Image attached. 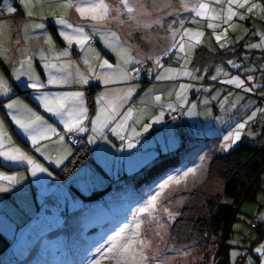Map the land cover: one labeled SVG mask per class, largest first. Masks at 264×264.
I'll return each mask as SVG.
<instances>
[{"label": "rangeland", "instance_id": "obj_1", "mask_svg": "<svg viewBox=\"0 0 264 264\" xmlns=\"http://www.w3.org/2000/svg\"><path fill=\"white\" fill-rule=\"evenodd\" d=\"M98 2L71 0L73 6L68 7L69 0H3L0 6V79L9 89L7 95H0V102L15 133L31 147L27 150L18 144L0 111V151L18 152L33 161L10 162L0 157V176L16 178L14 183L0 179V189H6L0 191V232L10 242L0 264H117V256L108 249L122 228L125 232L117 238L116 249L130 244L124 253L130 257L128 264H197L198 246L188 251L168 243L170 227L185 200L176 192L193 188L200 174L206 179L211 149L227 153L243 138L255 143L262 134L264 0H128L131 13L121 0H105L109 19L102 23L91 20L90 13L81 16L76 11ZM62 19L71 27L62 25ZM77 28L89 36L83 47L75 40L69 44L61 34L75 37L80 35ZM120 30L134 41L129 45L133 50L119 46L125 38ZM141 40L149 43L142 46ZM199 47L239 53L217 66L206 80L192 67ZM114 48L122 50L123 59ZM78 52L82 60L76 58ZM128 57L133 62L125 64ZM105 59L111 69L100 67ZM2 64L19 88L29 91L34 105L16 94ZM237 78L244 82L242 87L227 82ZM166 81L176 82L169 89L163 85ZM31 83L42 87L33 89L28 86ZM181 85H189L183 94ZM92 86L101 87L93 116L85 94ZM154 86H159L156 95ZM75 93L82 94L81 100L65 101L63 116L48 111L40 99L49 97L48 107L55 108L57 98ZM120 97L124 103L119 115L112 117L106 102ZM13 102L17 107L8 109ZM74 105L84 110L82 132L65 127L77 115L67 112ZM173 113H181V118L172 119ZM13 116L25 124L42 119L25 132ZM105 121L102 131L93 130ZM69 135L77 137L78 143L69 141ZM33 136L38 143H33ZM226 136L232 140L224 150ZM83 145L91 149L92 161L61 180L54 171L62 170L74 156V147ZM37 168L47 171L33 174ZM158 172L163 173L152 180ZM175 179L180 183L169 184ZM161 184L169 186L158 197L156 208L141 213ZM95 192H101L98 198H83ZM168 213L173 214L171 218ZM257 223H262L261 231ZM228 244L230 264H264V255L257 252L264 247V171L255 200L241 204Z\"/></svg>", "mask_w": 264, "mask_h": 264}, {"label": "trees", "instance_id": "obj_2", "mask_svg": "<svg viewBox=\"0 0 264 264\" xmlns=\"http://www.w3.org/2000/svg\"><path fill=\"white\" fill-rule=\"evenodd\" d=\"M2 3L3 0H0V6ZM18 17L20 16L17 15V19ZM52 30L58 39V33L54 26ZM238 53L237 49L212 52L205 47H199L193 57L192 67L199 70L200 75H206L207 80L213 75L217 66L236 59ZM3 67L16 94L33 104L28 97L29 91L19 88L8 68L5 65ZM261 79L264 89V73ZM98 89V87H92L86 93L87 104L91 109L92 116L96 111L95 97ZM0 111L7 126L11 128L14 139L18 141V144L20 143L27 150H30L31 147L15 133L13 124L2 110L1 102ZM256 140L253 143L252 139L243 138L239 145L223 154L218 153L217 149H211L208 153L209 162L206 179L200 174V181L193 188L181 192H179L181 190L179 188L176 192L184 195L185 200L170 227L168 243L171 246L184 247L188 251H190L189 247L198 246V252H194L198 256L199 263L197 264H230L228 238L233 231V223L237 220L242 202L244 200L254 201L257 193L261 190V175L264 171V127L262 134ZM214 144L217 148L218 140H215ZM91 153L92 151L88 149L87 145L74 147V156L62 170L54 171V173L61 180H64L83 164L92 161ZM152 169L150 168L149 171ZM162 173L154 174L151 177L152 180ZM212 179L217 182L212 183ZM100 194L101 192H95L92 196H83V198L87 200L98 198ZM226 198L229 200H225ZM262 226V223H257L256 228L261 231ZM9 248V240L0 232V256Z\"/></svg>", "mask_w": 264, "mask_h": 264}, {"label": "snow or ice", "instance_id": "obj_3", "mask_svg": "<svg viewBox=\"0 0 264 264\" xmlns=\"http://www.w3.org/2000/svg\"><path fill=\"white\" fill-rule=\"evenodd\" d=\"M121 2L123 3V6L125 8H127V11L129 13H131L133 11V8L128 5V0H121ZM231 2H236V0H231ZM25 3H27V0H25ZM67 6L68 7H72L73 6L71 4V0H69V3H68ZM240 6H243V5H240ZM200 7L203 8V7H206V6L205 5H200ZM8 11L9 12H14L15 9L9 8ZM76 11H78L81 14V16H85L86 13H90L91 14V16H90L91 20L97 21L98 23H102V22H104V21L109 19V5L105 3V0H99L98 3H91L88 8L77 7ZM229 11H230V9H229ZM230 18H231V16H229V19ZM130 19H135V17H130ZM241 19H243V17H241ZM60 23L62 25H64L65 27H71V25L65 24V21L63 19L60 20ZM209 27H212V25H209ZM75 31L77 33H80V35L72 37V36H69L66 33H61V34L64 36L65 40H68L69 44H71L73 42V40H75V42L77 44H79V45H81V47H83L85 44L88 43L89 36L83 33V29L82 28H77V29H75ZM216 39L219 41L221 39V37L217 36ZM221 46L223 47V45H221ZM110 47H111V45H110ZM113 50L117 52V55H121L122 56V50L121 49L114 48ZM179 50L181 52L184 51L183 46H181ZM122 59H123V56H122ZM124 62L126 64V63L133 62V61H132L131 57H128L127 59H125ZM156 63L159 64V60H157ZM100 67L101 68L106 67V68L111 69L113 66H112V64H110L108 62V60L105 59V60H103V62L100 65ZM124 75H126V73H124ZM185 75H190V73L186 72ZM104 79H105V82H108V77L107 76H105ZM213 79H216V77H213ZM83 82L87 83V79H84ZM227 82L231 83V84H236L237 86H240V87H242L243 84H244V82L242 80H239L238 78L235 79V80H229ZM49 83H55V81L54 80H50ZM28 86L33 88V89H37V90L40 87H42V85L38 84V83H31ZM188 87H189V85H181L180 86L181 94H183L184 90L186 88H188ZM251 90L252 89H250V88L248 89V91H251ZM8 91H9V89H8L7 84L2 79H0V95H7ZM81 97H82L81 93H75L71 97L57 98V105H56L55 108L48 107V105L51 103L49 97L44 96V97H41L40 99H42V101L44 103V106H45V108H47L48 111L53 112L54 115L63 116L64 113H65V109L67 107L66 104H65V101H67L69 99H71L73 101H79V100H81ZM157 99H159V98L157 97ZM16 107H17V105H16L15 102L7 104V108L8 109H15ZM67 112H68V115H70V116L74 112L77 114L74 119H72L70 121H67L65 123V127L67 128V130L69 132H75V131H81L82 132V131H84L85 129L82 127L83 118H84V110L82 108H80L78 105H74L71 108H67ZM129 115H131V113H129ZM12 119L15 121L16 124H18L20 126V128H22L25 132H28L29 129H31L33 127V125H35L36 122L40 121L42 118L41 117H36V120L32 121L31 124H25L24 121L22 119H20L19 117H17V116H13ZM97 119H99V117ZM106 126H107V122L105 121V122L100 124L99 128H94L93 130L100 132ZM239 128L240 129L244 128V124H240ZM113 131H115V129H113ZM234 137H235L236 140H238L240 138L239 130L234 132ZM121 138L123 139V137H121ZM224 139H225V143L222 145V148L224 150H227L228 148L231 147V144L227 143V141L232 140V137L231 136H226ZM32 140H33L34 144L38 143V141H37L35 136L32 137ZM0 157H3L5 160L10 161V162H26L28 164H32L33 163V161L29 157H27L25 155H22V154H19L18 152L16 154H13L12 152L0 151ZM37 170L38 171H42V172L43 171H47V169H44V168H37V169H34L33 174H35V171H37ZM195 171H196L195 169L191 170L192 173H195ZM188 174H189L188 172H185L184 173V177H187ZM0 179L8 180L10 183H14L15 180H16L15 177H7V176H0ZM170 183L179 184L180 180L179 179H175V180L169 181V184ZM169 184H161L159 186L157 192L151 197L149 205H147L145 208L140 209L139 211L141 213L147 212L149 207H151L152 209H155L156 206H157L158 197H160V195L162 194L163 190L165 188H167L169 186ZM3 190H6V189H0V191H3ZM163 211L164 212H168V209L164 208ZM168 215L171 218L173 214L172 213H168ZM157 223L159 224V220L158 219H157ZM159 226L163 227L164 225L163 224H159ZM124 232H125V229L122 228L119 232L116 233V236L113 237V240H112V246L109 247V249H108V251L110 253H113L114 256H117V264H128V260L130 259V257L124 255V253L128 252V249L130 247V244L128 242H125L119 249H116L117 238H122V234ZM155 235L161 236V239H163V236H162V234L160 232H156ZM141 243L143 244L144 241H141ZM114 249H116V251H114ZM257 252H259L262 255H264V247L258 248ZM233 255H236V253H233ZM142 259L143 260H147L148 257H143Z\"/></svg>", "mask_w": 264, "mask_h": 264}, {"label": "crops", "instance_id": "obj_4", "mask_svg": "<svg viewBox=\"0 0 264 264\" xmlns=\"http://www.w3.org/2000/svg\"><path fill=\"white\" fill-rule=\"evenodd\" d=\"M21 9V8H20ZM22 10V9H21ZM23 12V11H22ZM120 32V34H121V36L122 37H125L123 40H122V42L121 43H119V46H121L123 49H126V50H128V49H131V50H133L129 45H131V43H133L134 41L132 40H129L128 39V36L127 35H125V33L127 32V31H124V30H120L119 31ZM132 34V33H131ZM5 36H7V35H5ZM133 39V38H132ZM129 40V41H128ZM131 41V42H130ZM142 41V43H143V45L142 46H144L145 44H147V43H149V42H147V41H144V40H141ZM95 44V43H94ZM97 44V43H96ZM138 46H139V44H138ZM198 49V48H197ZM196 49V50H197ZM112 57V56H111ZM76 58H78L79 60H82V55H81V53L80 52H78V55H77V57ZM112 60L114 61L113 63L114 64H116L115 62H116V59H114L113 57H112ZM3 63V62H2ZM114 81H116V83H117V81H118V78H116L115 77V80ZM174 82H176V81H172V82H168V81H166L165 83L166 84H168V85H166V84H163L164 86H168V88L170 89V86L174 83ZM109 83V82H108ZM112 83V82H111ZM152 83H153V81H152ZM112 84H114V83H112ZM155 84V86L157 85V82L156 83H154ZM171 84V85H170ZM94 85H98V83L97 82H95L94 81ZM153 87V91H154V94L156 95V92H159V86H157V87ZM92 87H97V86H92ZM92 87H90V88H92ZM99 89L97 90V94H98V92H99V90L101 89V87H98ZM77 89V88H76ZM89 89V88H88ZM88 89H86L85 90V94L87 93V90ZM97 94H96V97H97ZM96 97H95V102H96ZM122 97V96H121ZM121 97L119 98V99H117V100H114V99H112V100H108L106 103V105H107V107H108V109H109V111H110V114H111V116L113 117L114 116V114H116L117 116L119 115V113H120V110H121V107H122V105H123V103L121 102ZM87 98V97H86ZM156 105V104H155ZM117 110V111H116ZM42 113V112H41ZM70 141V140H69ZM236 147V146H235Z\"/></svg>", "mask_w": 264, "mask_h": 264}, {"label": "built area", "instance_id": "obj_5", "mask_svg": "<svg viewBox=\"0 0 264 264\" xmlns=\"http://www.w3.org/2000/svg\"><path fill=\"white\" fill-rule=\"evenodd\" d=\"M166 63H168L169 61H165ZM172 119H180L181 118V113H173V115L171 116ZM68 139L77 144L78 143V138L72 135L68 136Z\"/></svg>", "mask_w": 264, "mask_h": 264}]
</instances>
